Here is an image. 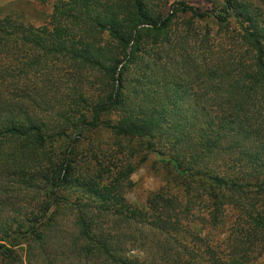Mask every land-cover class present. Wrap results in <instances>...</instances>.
<instances>
[{
    "label": "trees",
    "instance_id": "16d2710c",
    "mask_svg": "<svg viewBox=\"0 0 264 264\" xmlns=\"http://www.w3.org/2000/svg\"><path fill=\"white\" fill-rule=\"evenodd\" d=\"M96 1L63 0L53 8L51 15L55 23L52 27L35 26L36 31L30 34L25 31L29 26L24 25L25 21L13 24L12 19L9 20L10 17L6 15L0 18L2 52L12 49L16 44L23 47L33 39L37 46L47 43V39L41 35L43 31L48 32L53 40V47L48 44L47 51H53L58 46H68V40L61 37L66 27H72L71 36L78 35L77 39L73 37L74 41L70 44L76 59L86 64L96 62L99 65L97 76H100L97 77L95 84L100 82L102 77L104 83L102 98L91 107L93 111L91 120H85L84 115L82 123L76 124L79 137L74 140L72 133H64L65 139L70 137V143L66 142L65 149L57 157L58 160L50 155L53 151L50 149L53 142H48L42 131L38 130L33 143L34 149L29 150L26 157L22 158L25 161L23 166L13 151L21 145L18 140L26 136L31 128L9 124L5 128H0V165H8L10 161L13 169L20 171L22 180L25 179L27 160L34 159L38 164L50 165L51 190L43 211L52 202L53 195L55 197L53 204L58 205L65 200V196L58 194L62 188L83 189V194L89 195L86 202L81 204L77 201L79 204H76L71 203L69 199L66 200L67 204L76 207L77 224L82 240L91 243L90 247L85 246L86 252H91L95 261L100 260V264H143L139 257L129 256L128 251L123 249L119 242L121 234L115 229L118 226L111 225L112 215L121 214V221L140 216L141 221H149L150 226L154 225L169 232L179 227L182 216L189 218L193 203L196 202L193 196L197 192H207L208 196L202 197V204L214 211L215 222L220 221L225 212L224 205L241 206L240 220L238 219L240 222L233 227V236L228 241L224 239L223 242L212 244L208 236H197L202 241L204 254L210 255L207 264H240V256L253 250L256 241L264 240V21H260L258 16L252 14L244 0H221L219 6L216 0H173L169 8L162 12L157 8L152 10L146 0H122L121 7H117L120 9L113 14L115 17L102 8V5L110 0H103L98 5ZM154 11L155 14L152 13ZM233 13L237 14L240 20L229 33L223 34L224 29L228 31L229 25L231 26L229 18ZM74 15L79 17L77 21L72 19ZM211 17L216 20V26L218 27V22L222 28L215 30L216 27L208 22ZM78 25L85 27L80 26L82 28L80 29ZM102 31H106L120 47L118 52H108L103 50L102 46V53L106 55L105 61H100L92 48L98 44L97 49H100L102 38L98 36ZM225 35L226 37H223ZM170 42L173 43V47L169 50L178 60L188 59L181 62L187 69L186 73L205 74L210 77L216 75L231 82L230 90L226 89L229 96L220 104L226 109L223 113L230 114V117L227 122L226 116L222 117L225 124L221 123V128L224 131L232 130L233 134L240 138L235 144L223 150L218 148L221 166L216 167L215 171L213 168L201 167L200 164L193 169V166L185 161L187 158L185 151L177 150L174 155H169L164 163L174 166L175 177L182 183L184 190L168 198L159 191L150 194L147 198L150 210H145L131 204L123 195L122 186L125 178L134 166L127 165L122 171L119 161H115L111 165L100 166L102 163L94 169L87 161L83 162L84 155L77 150V145H72V142L78 143L79 138L84 135V130H96L103 125L116 135L126 137L130 143L136 138L137 142L143 145L145 143L148 149L155 148L157 143L151 140V137H155L156 130L161 127L160 123L155 120H137L135 106L130 105L134 102L130 103L129 100L132 90H142L150 68L156 64L151 63L147 55L165 50ZM189 43H194L195 46L194 50L192 47L190 53H187ZM233 75L236 78L234 81ZM129 79L134 84H128ZM74 96L75 106L79 103L87 104L88 97L83 92L78 96L75 92ZM249 106L255 107L259 113L252 121L250 116H245ZM113 112H118L117 121H106L104 114ZM221 133H218V137H222ZM242 139L249 140V145L243 146L240 143ZM29 145L31 143L26 147ZM26 147L20 151L26 153ZM112 147L123 155L128 147L132 154L136 152L135 146L130 147L129 143H124V138L115 139ZM204 151L205 153L199 156L202 161L214 154L213 147L209 144L205 146ZM226 152L231 153V156L227 157V154L223 156ZM114 156L115 153L112 154V157ZM3 159L5 164L1 162ZM141 159L146 158L144 156ZM36 173L44 175L46 172ZM30 174L32 176L33 172ZM240 198L247 201L242 202ZM39 216L45 217L43 214ZM149 218L151 220H148ZM28 232L40 237V232L32 225L25 232L26 236ZM133 242L130 241L131 247L128 249L135 248V245L134 247L130 245ZM2 248L5 249L1 250ZM224 248L228 250L226 254ZM6 251L13 252L6 248L5 244L0 243V253L7 256ZM179 256L172 264H201L200 261ZM223 256L227 258L224 260Z\"/></svg>",
    "mask_w": 264,
    "mask_h": 264
},
{
    "label": "rangeland",
    "instance_id": "374dc122",
    "mask_svg": "<svg viewBox=\"0 0 264 264\" xmlns=\"http://www.w3.org/2000/svg\"><path fill=\"white\" fill-rule=\"evenodd\" d=\"M62 1L0 0V18L6 15L10 17L9 20L12 19L13 24L25 21L24 25H29L25 31L30 34L36 31L35 26L52 27L55 22L51 13L55 5ZM102 1L97 0V5ZM146 1L151 5L152 10L157 8L162 12L169 8L173 0ZM216 1L218 6L222 2ZM244 2L248 9H251L252 14L263 22L264 0H244ZM121 5L122 0H110L102 5V8L115 17L113 14L118 12L120 8L117 7ZM152 13L155 14L156 11ZM78 18L76 15L72 16L75 21ZM229 20L231 26L229 25L228 31L224 29L223 34L229 33L232 27H236L240 17L233 13ZM208 22L216 27L215 30L222 28L218 22V27L216 26V20L212 17ZM71 31L72 27H66L61 37H65L69 45L58 46L53 51H47L48 44L53 47V40L46 31L41 32L42 37L47 39V43L43 45L37 46L30 36L33 40H29L23 47H18L21 45L16 44L8 51L0 50V128H5L9 124L31 128L26 136L18 140L21 145L13 151L23 166L25 161L22 158L26 157L29 150L34 149L33 143L38 130L42 131L48 142H53L50 146L53 150L50 155L58 160L57 157L65 149L66 142L70 143V137L65 139L64 133H72L74 140L79 137L76 124L82 123L84 115L85 120H91L93 114L91 107L104 94L103 77L95 84L97 77L100 76H97L99 65L96 62L86 64L76 59L70 44L74 41L73 37L77 39L78 35L72 37ZM98 37L102 38L100 49H97L98 44L92 48L93 52L98 54L100 61H105L106 57L105 53H102V46L103 50L108 52L120 51L118 43L112 40L106 31L100 32ZM194 46V43H189L187 53H190L192 47L194 50ZM172 47L173 43L170 42L165 50L147 55L150 62L156 64L150 68L142 90H132L129 100L130 103L134 102L130 105L135 106L137 120H155L161 125L156 130L155 137H151V140L157 143L153 150L148 149L145 143L143 145L137 142L136 138L130 143L126 137L116 135L103 125L96 130L82 128L84 135L79 138L78 143L72 142V145H77V150L84 155L83 162L87 161L94 169L102 163L103 165L100 166L111 165L115 161H119L122 171L127 165L134 166L126 176L128 179L125 178L122 186L123 195L131 204L145 210H150L147 201L150 194L159 191L168 198L184 190L182 183H179L175 177L174 166L164 163L169 155H174L177 150L185 151L187 153L185 161H188L193 169L200 164L201 167L213 168L215 171L216 167L221 166L218 148L223 150L235 144L240 138L235 136L232 130L224 131L221 128V123H224L222 117L226 116V122L230 117V114L223 113L226 109L220 104L228 98L227 90H230L231 82L216 75L210 77L205 74L186 73L187 69L181 65V62L188 59L178 60L169 50ZM159 56L161 59L158 60ZM235 79L233 75L232 80ZM128 84L134 83L129 79ZM75 92L77 96L80 92L86 94L87 104L79 103L75 106ZM247 110L249 111H245V116H250L251 121L255 119L256 114L259 115L253 106L247 107ZM117 116L118 112L104 114V119L117 121ZM218 133H221L222 137H218ZM121 138H124V143H129L130 147L135 146V154L130 152L129 147L124 150L125 155L112 147L113 141ZM214 140L217 143H214ZM28 143L31 145L26 147ZM206 143L213 147L214 154L202 161L199 156L205 153ZM240 143L248 146L250 142L242 139ZM24 147L26 153L20 151ZM6 148L9 149L7 145ZM114 153L115 158L112 157ZM96 154L99 155L98 158L95 157ZM225 154L228 155L227 157L231 156L229 152L224 153L223 156ZM144 156L146 159H141ZM1 162L5 164V159ZM13 168L10 161L8 165H0V243L13 250V252L6 251L7 256L0 253V264H100V260L95 261L91 252H86L85 246L90 247L91 243L82 240L77 224L76 207L67 204L66 200L82 204L89 200V195L83 194V189L78 187L73 189L64 187L58 191V194L65 196V200L58 205L53 204L55 201L53 195L52 202L43 211L51 190L50 165L38 164L34 159L27 160L24 180L20 177V171ZM30 171L33 172L32 176ZM43 171L46 172L44 175L36 173ZM203 196L207 197V192L194 194L193 199L196 202L193 203L194 207L189 218L182 216L179 227L169 232L160 230L154 225L150 226L149 221H141L140 216L121 221L119 213L115 216L111 214V225L118 226L115 229L121 234L119 242L123 249L128 251L127 254L139 257L143 264H172L179 255L184 259L191 258L200 261L201 264H207L210 255L204 254L202 241L197 236H208L212 244L224 239L228 241L233 236V227L240 222L241 206L224 205L225 212L220 221L215 222L214 211L202 204ZM240 200L245 202L246 199L240 198ZM40 214L45 217H40ZM31 225L40 232V237L31 232L26 236L25 232ZM130 241H134L130 245L133 247L135 245V248L128 249L131 247ZM255 244L253 250L240 256V264H264V240L256 241ZM227 252L228 250L225 249V254ZM223 258L225 260L227 257L223 256Z\"/></svg>",
    "mask_w": 264,
    "mask_h": 264
}]
</instances>
